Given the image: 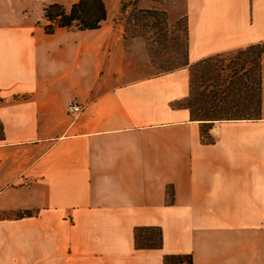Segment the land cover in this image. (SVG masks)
<instances>
[{"label": "crops", "instance_id": "1", "mask_svg": "<svg viewBox=\"0 0 264 264\" xmlns=\"http://www.w3.org/2000/svg\"><path fill=\"white\" fill-rule=\"evenodd\" d=\"M77 1L0 0V264H264V52L257 115L214 120L205 142L178 104L190 64L264 42V0H137L184 18L188 64L169 70L144 68L128 0L47 33L44 6ZM139 226L161 248H137Z\"/></svg>", "mask_w": 264, "mask_h": 264}, {"label": "rangeland", "instance_id": "2", "mask_svg": "<svg viewBox=\"0 0 264 264\" xmlns=\"http://www.w3.org/2000/svg\"><path fill=\"white\" fill-rule=\"evenodd\" d=\"M136 1L128 0V2H131V7L137 9ZM138 11L140 10L137 9L134 12V19L136 18L134 23L139 27V34H143L146 40L148 39L147 42L145 41V53L148 55L146 54L145 56L144 68L146 70H152L151 68L169 70L179 67L185 59L184 18L178 17L171 20L167 12L159 9L148 10L143 14ZM47 25H50V21L45 19L44 28ZM244 48L219 54L204 64V67L210 64L214 67L215 73L219 75L220 81L218 83H216L213 77L207 76L208 80L206 81L205 79L203 83L199 84V79L196 76L198 70L196 69L197 73L195 71V76L192 78L190 96V104L194 108L199 91H203L208 96L207 99H211V95L216 92L219 93V97H217L218 101L214 100V102L218 103L222 101V103L218 104L217 111L212 114L223 118L252 115L253 106L248 103L249 99L244 95L246 87L251 85L252 79L249 74H251L253 67L250 64V53L244 50ZM241 76L243 77L242 85L244 87L242 88V92L239 90L241 85L238 81V78ZM228 91V101L223 102L224 92ZM200 99L203 101V98ZM71 101L75 102L73 100H69L68 102ZM77 104L80 105L81 110L76 114H71L65 108L67 114L77 115L81 113L83 111V105L80 103ZM207 106L205 108H208Z\"/></svg>", "mask_w": 264, "mask_h": 264}, {"label": "trees", "instance_id": "3", "mask_svg": "<svg viewBox=\"0 0 264 264\" xmlns=\"http://www.w3.org/2000/svg\"><path fill=\"white\" fill-rule=\"evenodd\" d=\"M45 19L50 21V25L45 27L47 33H52L56 27H73L79 30L85 29H95L98 28L100 23L105 19V6L102 0H78L72 3L71 6L66 9L62 4L53 2L46 4L43 8ZM150 11V10H149ZM244 50L250 53V64L253 67L250 78L252 79L251 85L246 87L245 97L249 99L248 103L252 104V115H257L260 106V56L264 52V42L249 45L244 48ZM185 54V53H184ZM217 56V55H216ZM215 56L207 57L196 63L189 65V71L191 76V84L193 81L194 72L196 69V76L199 79V84L203 83L207 76L213 77L216 83L220 81L219 75L214 71V67L208 65L204 67L207 61L212 60ZM186 55L184 62L180 66L187 65ZM199 68V69H198ZM211 79V78H210ZM243 77H239L238 81L240 86V91L242 92L243 87ZM218 86V85H217ZM228 92H224L223 102L228 101ZM198 97L195 101V108L190 104V96L180 102L179 105L185 106L190 110V116L192 120H197L201 123L200 133L201 139L205 142H212L213 139L209 135L208 130L210 124L214 120L219 119H232L238 117L223 118L212 114L217 111V107L220 102H214L219 97V93H213L211 99H207L208 96L204 94L203 91H199ZM205 97V99H204ZM200 98H203L201 101ZM244 100V99H243ZM238 101V100H237ZM214 102V103H213ZM211 103V104H210ZM207 105L208 108H205ZM1 132V126H0ZM25 215H30V212H20L16 214V217H23ZM134 240L135 246L137 248H161L162 246V233L161 229L156 226H139L134 230ZM163 264H192L191 255L189 254H167L164 255Z\"/></svg>", "mask_w": 264, "mask_h": 264}, {"label": "built area", "instance_id": "4", "mask_svg": "<svg viewBox=\"0 0 264 264\" xmlns=\"http://www.w3.org/2000/svg\"><path fill=\"white\" fill-rule=\"evenodd\" d=\"M66 109L69 113L76 114L81 110V107L79 104L71 101L68 102Z\"/></svg>", "mask_w": 264, "mask_h": 264}]
</instances>
